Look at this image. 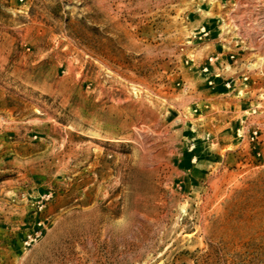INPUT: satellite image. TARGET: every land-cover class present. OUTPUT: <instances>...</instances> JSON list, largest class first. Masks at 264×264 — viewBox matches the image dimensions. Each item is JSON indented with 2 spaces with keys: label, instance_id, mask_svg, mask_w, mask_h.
<instances>
[{
  "label": "rangeland",
  "instance_id": "374dc122",
  "mask_svg": "<svg viewBox=\"0 0 264 264\" xmlns=\"http://www.w3.org/2000/svg\"><path fill=\"white\" fill-rule=\"evenodd\" d=\"M0 264H264V0H0Z\"/></svg>",
  "mask_w": 264,
  "mask_h": 264
},
{
  "label": "built area",
  "instance_id": "2783aa9c",
  "mask_svg": "<svg viewBox=\"0 0 264 264\" xmlns=\"http://www.w3.org/2000/svg\"><path fill=\"white\" fill-rule=\"evenodd\" d=\"M208 36H209V32L206 31V28H202L200 39L207 38ZM191 46L192 45L190 44V42H188V44L186 46H183L181 48V53L185 54V64L186 65H189L190 63L194 62V54L192 53V51H189ZM236 60H237V58H236V55H234V54H231L227 60H223L221 58V56L218 54H210L207 57V64H205L202 68V72L204 74L210 76V78H211V80H209V85H214L213 79L223 78V76H224L223 72H225V73L230 72L232 69L231 62L232 61L236 62ZM216 64L220 65L221 70L220 69L216 70L214 68V66ZM239 78H242L243 82H245L248 80L249 76L244 74V75H240ZM223 81L225 82V86L227 87V89L232 88L231 78H223ZM238 132L241 133V131H238ZM257 134H258L257 130L252 131V139L253 140L257 137Z\"/></svg>",
  "mask_w": 264,
  "mask_h": 264
}]
</instances>
